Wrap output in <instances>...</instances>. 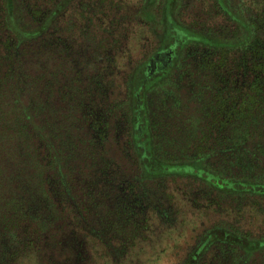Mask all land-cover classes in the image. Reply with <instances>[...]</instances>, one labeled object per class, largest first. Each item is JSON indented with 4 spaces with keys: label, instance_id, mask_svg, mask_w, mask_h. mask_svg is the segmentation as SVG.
<instances>
[{
    "label": "rangeland",
    "instance_id": "374dc122",
    "mask_svg": "<svg viewBox=\"0 0 264 264\" xmlns=\"http://www.w3.org/2000/svg\"><path fill=\"white\" fill-rule=\"evenodd\" d=\"M0 3L16 24L34 18V0ZM60 9L63 202L53 191L54 202L43 196L40 205L46 217L63 216L62 243L39 242L21 228L15 245L14 232L0 230V260L15 246L11 264H107L101 247H108L111 264H264V197L199 178L205 164L228 174V164L251 157L256 171L264 169L257 151L264 144L244 143L239 134L242 116L254 115L242 97L252 81L249 64L242 66L241 49L231 44L244 39L242 32L226 37L242 22L241 0H63ZM55 14L46 19L54 22ZM203 40L217 51L197 45ZM156 54L167 68L145 87L142 145L170 168L153 174L133 154L131 84L138 69L147 79ZM16 181L7 184L12 194L26 180ZM108 229L117 242L94 238ZM220 232L261 246L248 251L219 239ZM134 241L141 244L130 251L121 246Z\"/></svg>",
    "mask_w": 264,
    "mask_h": 264
},
{
    "label": "trees",
    "instance_id": "16d2710c",
    "mask_svg": "<svg viewBox=\"0 0 264 264\" xmlns=\"http://www.w3.org/2000/svg\"><path fill=\"white\" fill-rule=\"evenodd\" d=\"M62 4L63 0H34L33 6H29L34 18L29 24L21 26L7 19L4 14L8 6L3 7L0 3V230L14 232L10 241L15 245L21 240V228L33 230L39 242L49 239L57 244L62 243L63 222H59L63 221V216L55 220L46 217L49 210L40 205L47 203L43 196L53 203L54 192L59 193L63 202ZM241 5L244 12L242 22H238L235 34L226 37L234 39L242 32L244 39L231 44L241 49L239 57L242 66L245 68L249 64L245 70L249 71L248 77L251 79L246 81H252L242 97L245 108L252 110L254 115L242 116L239 134L244 143L256 141L264 144V0H241ZM53 13L57 18L50 23L46 18ZM10 28L14 32H10ZM200 43L197 42V45L210 46L209 51H217L219 46L205 40ZM164 61V57L154 55L147 79L140 78L142 70L138 69L131 84L133 109L136 112L132 116L133 154L145 171L153 174L168 171L170 164L158 160L157 150L153 152L142 145L148 138L143 133L148 128V121L143 119L140 109L147 92V81L164 75L167 68ZM257 151L264 160V147ZM240 161L236 166L225 162L229 165L228 174L217 172L205 164L199 170V178L225 192L246 191L264 197V183L260 181L264 169L256 171L258 166H253L251 162H256L257 158ZM229 169L236 170L238 176L229 174L232 173ZM17 177L18 181L22 178L26 181L19 183L12 194L7 184H16ZM6 187L7 190H4ZM125 224L130 226V231L141 230L134 228V222ZM224 234L220 232L217 236L248 251H255L261 246L260 243ZM94 238H98V242H117L118 236L108 229L103 236L95 234ZM140 244L134 241L121 246L130 251ZM108 250V247H101V255L108 257L106 263L111 264ZM17 253L13 246L10 253L7 252L8 258L0 260V264H11ZM86 255L89 257V254Z\"/></svg>",
    "mask_w": 264,
    "mask_h": 264
}]
</instances>
